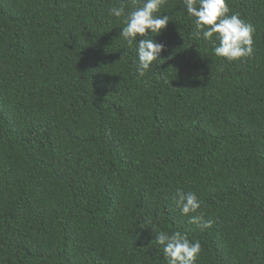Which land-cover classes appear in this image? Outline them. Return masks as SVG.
I'll list each match as a JSON object with an SVG mask.
<instances>
[{
	"label": "trees",
	"instance_id": "trees-1",
	"mask_svg": "<svg viewBox=\"0 0 264 264\" xmlns=\"http://www.w3.org/2000/svg\"><path fill=\"white\" fill-rule=\"evenodd\" d=\"M120 2L0 0V264H165L153 226L199 240L197 264H264V0H226L256 29L232 62L167 0L144 78Z\"/></svg>",
	"mask_w": 264,
	"mask_h": 264
},
{
	"label": "clouds",
	"instance_id": "clouds-1",
	"mask_svg": "<svg viewBox=\"0 0 264 264\" xmlns=\"http://www.w3.org/2000/svg\"><path fill=\"white\" fill-rule=\"evenodd\" d=\"M183 9L192 19V36L214 44L213 52L222 62L250 58L254 51L255 27L241 19L239 13L230 12L226 0H181ZM167 0H131L127 5L121 0L119 6H112L109 15L123 22L120 39L128 48H134L133 61L136 74L144 78L159 60L165 46L150 38L159 36L170 22L168 15H158ZM126 8L129 10L126 11ZM140 37V39H137ZM125 53L122 54L121 60ZM161 60H159L160 63ZM175 208L188 223L201 231L211 228L212 222L200 211L202 201L195 192L177 188L172 196ZM155 243L162 249L165 264H197L202 252L199 240L190 241L186 233L156 231Z\"/></svg>",
	"mask_w": 264,
	"mask_h": 264
}]
</instances>
